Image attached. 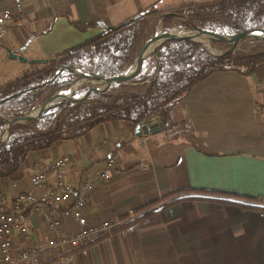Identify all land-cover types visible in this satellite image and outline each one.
I'll use <instances>...</instances> for the list:
<instances>
[{
    "label": "crops",
    "instance_id": "1",
    "mask_svg": "<svg viewBox=\"0 0 264 264\" xmlns=\"http://www.w3.org/2000/svg\"><path fill=\"white\" fill-rule=\"evenodd\" d=\"M203 1L208 0H23L24 18L14 21L0 42V60L15 49L28 60H50L101 31L97 26L80 30L73 22L115 27L152 5L168 10ZM7 8L12 9L11 0H0V13ZM13 60L23 73L10 81L41 66ZM170 121L184 126L173 138L163 130L141 133L123 121L102 124L78 140L32 152L14 175L0 179V193L14 199L32 189L38 164L64 157L67 179L79 187L83 178L95 177L115 157L111 179L98 181L88 202L89 227L113 218L123 226L153 212L79 248L62 244L30 264H264V209L163 201L171 194L201 190L257 198L264 206V64L252 76L212 74L192 88ZM141 138H146L144 144ZM21 215L30 231L29 238L14 235L16 253L29 242L56 235L42 208ZM80 229L63 215L60 234Z\"/></svg>",
    "mask_w": 264,
    "mask_h": 264
},
{
    "label": "trees",
    "instance_id": "2",
    "mask_svg": "<svg viewBox=\"0 0 264 264\" xmlns=\"http://www.w3.org/2000/svg\"><path fill=\"white\" fill-rule=\"evenodd\" d=\"M161 17L165 23L176 21L182 28L192 29L198 27L197 23H201V29L234 36L264 29V0H208L168 10L152 5L124 22L121 27L73 22L80 30L97 26L101 31L95 37L57 54L48 64L2 86L0 100L8 99L21 91H33L6 100L0 104V110L11 118L22 117L42 104L48 92L55 95L68 90L76 81V75L67 68L79 69L83 73L104 79L120 75L134 63L137 52L149 38L152 25ZM257 40L250 38L243 43ZM212 44L227 45L219 41H212ZM152 58L156 65L151 74L129 81L130 84L142 85L137 91L129 90L123 84L116 85L109 91L93 93L85 101L61 103L36 120L14 124L8 138L0 145V179L14 175L32 152L48 150L62 140H78L102 124L123 121L131 123L133 127L148 124L150 128L160 126L163 127L162 130L166 129L172 112L192 88L212 74L224 71L243 76L254 75L257 67L264 64V43L248 53L236 51L218 56L212 54L202 43L170 40L162 44ZM148 67L149 65L146 69ZM60 68H64V71L54 78ZM47 80H52V83L43 87L42 84ZM90 88L85 86L82 92ZM77 95L79 94L74 93L73 97ZM6 125L7 122L0 119V138ZM182 126L180 128L183 129ZM170 198L172 199L167 204L182 200H204L237 204L243 209H264V206L257 205V198L222 192L191 190L171 194L163 201ZM152 213L140 215L109 234Z\"/></svg>",
    "mask_w": 264,
    "mask_h": 264
},
{
    "label": "built area",
    "instance_id": "3",
    "mask_svg": "<svg viewBox=\"0 0 264 264\" xmlns=\"http://www.w3.org/2000/svg\"><path fill=\"white\" fill-rule=\"evenodd\" d=\"M11 6L12 9L7 8L0 13V42L9 35L13 22L24 18L23 0H11ZM12 53L21 56L18 49ZM147 131L151 132L149 126ZM183 131L178 124H172L170 121L163 133L173 138ZM145 142L146 138L140 139L141 144ZM67 165L68 159L64 157L50 163L38 164L31 177L30 191H24L14 199L0 193V264H30L34 260L45 259L52 250L59 249L62 244L79 248L122 226L120 219L113 218L101 221L91 228L86 214L97 182L111 179L116 165L115 157H110L104 169L95 177L83 178L79 187L67 179ZM38 207L43 209L44 218L48 226L56 231V235L45 242H29L24 249L16 253L14 235L17 233L22 238H29L30 231L21 213L37 210ZM65 213L81 226L80 231L60 234Z\"/></svg>",
    "mask_w": 264,
    "mask_h": 264
},
{
    "label": "water",
    "instance_id": "4",
    "mask_svg": "<svg viewBox=\"0 0 264 264\" xmlns=\"http://www.w3.org/2000/svg\"><path fill=\"white\" fill-rule=\"evenodd\" d=\"M123 24H120L118 27H121ZM192 31H195L197 34L188 36V37H180V36H176L174 34V29H165L163 31H157L154 35H152L144 44L140 54L138 55V57L136 58V60L134 61L133 64H131L123 73H121L120 75L110 78V79H104V78H100L94 74H88V73H83L82 71H80L79 69H74V68H67L69 71H71L72 73H74L77 77L76 81L74 82V84L72 85V87L68 90H72L71 95L68 96L67 92H59L56 93L55 95H53L52 97H50L49 99H47L46 101H44L42 104L36 106L32 111H30L27 115L22 116V117H15V118H4V117H0V119H3L7 122L6 128L3 131V135L0 138V145L8 138L9 132L11 127L14 124L17 123H23V122H29V121H33L36 120L38 118H40L46 111H48L49 109L56 107L58 105H60L61 103L64 102H69V101H75V102H81V101H85L87 99H89V97L95 93V92H102L100 90V88H108L111 89L112 87L116 86V85H120V84H126L128 81L135 79L139 76H141L146 68L147 65V59L148 56L150 55L148 53V45L158 39H164V41L155 49V51L153 52V54H156L158 48L164 44L167 41L170 40H177V41H194V42H201L199 41L200 36H203L205 34H209L212 36V40L214 41H219V42H223L226 44L231 45V48L225 52H223L220 55L223 54H232L236 52L237 47L245 40L250 39V38H255V39H261L264 40V29H256V30H251V31H247V32H243L234 36H228V35H221L219 33H217L214 30L211 29H201L199 27H193L191 29ZM165 33H168L169 36H165ZM26 48V47H25ZM25 48H23V50H25ZM219 55V56H220ZM11 59H18L21 60L23 62H30L31 64L34 65H46L49 63L50 60L48 59H33V60H28L27 58L23 57V56H16L13 53L10 55ZM140 58H142V61L140 62L138 68L133 71V67L135 66V64L140 60ZM62 71H64V68H60L56 74L54 78H57ZM77 81H86V82H90L92 83V87L79 99L74 98L73 92L75 91V84ZM52 83V80H47L44 84H42V86H46L48 84ZM33 91V89L31 90H27V91H21L18 92L14 95H12L10 98L8 99H12L20 94H26ZM8 99H3L0 100V104L5 102ZM57 99H61L60 102H57L55 104H52L55 100ZM148 124H143L142 126H138L137 127V131L143 133V130L147 129ZM151 130L154 131V128H150ZM155 131L157 133L161 132L163 127L160 126H155ZM148 132V131H147Z\"/></svg>",
    "mask_w": 264,
    "mask_h": 264
},
{
    "label": "rangeland",
    "instance_id": "5",
    "mask_svg": "<svg viewBox=\"0 0 264 264\" xmlns=\"http://www.w3.org/2000/svg\"><path fill=\"white\" fill-rule=\"evenodd\" d=\"M199 25H202L201 23H197V26L199 28H201ZM175 28H179L181 30H185V31H188V32H191L192 30L189 29V28H182L180 26L177 25V22H164L163 21V17L161 18H157L154 22V24L152 25L151 27V33L149 34V38L154 35L157 31H163L165 29H175ZM148 38V39H149ZM147 39V40H148ZM146 40V41H147ZM145 41V42H146ZM212 41L214 40H208V42H200L202 43L212 54L214 55H220L222 54L223 52L229 50L231 48V46H229V44L227 45H221V44H217V45H214L212 44ZM264 43V40H261V39H258L257 41H247V42H242L236 49V51L238 52H243V53H248V52H251L253 51L258 45L260 44H263ZM143 48V47H142ZM142 49H140L138 52H137V57L138 55L140 54ZM5 54V53H4ZM152 54H150V56H148V59H147V65H149V67L143 72V74L139 77H142V76H146L148 74H151V70L155 67L156 65V61L154 58H152ZM146 65V67H147ZM22 65L20 63H17V61L13 60V59H10L9 56H4L2 57V60H0V85H3L5 83H7L8 81L14 79L15 77H18L20 76L23 72L21 71L22 69ZM137 77V78H139ZM77 79V77H76ZM81 81H77L76 84H75V91L73 92V94L77 93L79 95L75 96L74 98L76 99H79L81 98L86 92H82L85 88V86H90L92 87V83L90 82H82L80 83ZM123 85H126L128 87L129 90H132V91H137L139 90L142 85H134V84H130V82L128 81L126 84H123ZM70 89V88H69ZM68 89V90H69ZM68 90L64 91V92H67ZM100 90L103 92H106V91H109L110 89L108 88H100ZM60 92H63V91H60ZM59 93V92H58ZM82 94V95H81ZM53 95H51L49 92L45 95L44 97V101H46L47 99H49L50 97H52ZM73 96V95H72ZM42 102V103H43ZM5 113V114H4ZM1 116H5V117H9L7 115L6 112H3L0 110V117ZM11 118V117H9ZM151 130V129H150ZM248 203V202H247ZM256 204V203H255ZM260 203L258 202L257 205H259ZM237 205V204H236ZM240 206V205H239ZM241 207V206H240Z\"/></svg>",
    "mask_w": 264,
    "mask_h": 264
},
{
    "label": "bare ground",
    "instance_id": "6",
    "mask_svg": "<svg viewBox=\"0 0 264 264\" xmlns=\"http://www.w3.org/2000/svg\"><path fill=\"white\" fill-rule=\"evenodd\" d=\"M174 34L176 35V36H180V37H188V36H191V35H194V34H197L195 31H191V32H188V31H185V30H181V29H179V28H175L174 29ZM165 36L167 37V36H169L168 35V33H165ZM212 39V36L211 35H209V34H205V35H203V36H200V39H199V41H201V42H208V40H211ZM164 41V39H158V40H155V41H153V42H151L149 45H148V53L149 54H152L154 51H155V49L162 43ZM150 56V55H149ZM142 61V58H140V60L135 64V66L133 67V71H135L137 68H138V66H139V64H140V62ZM83 82H85V81H83ZM80 83H82V82H80ZM76 87V86H75ZM71 92H72V90H70V91H68L67 92V95L68 96H70L71 95ZM60 100L61 99H57V100H55L52 104H55V103H57V102H60Z\"/></svg>",
    "mask_w": 264,
    "mask_h": 264
}]
</instances>
